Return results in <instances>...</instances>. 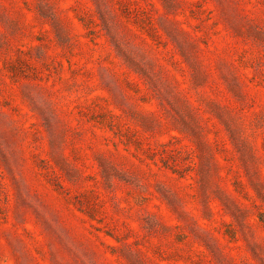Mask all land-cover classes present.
Wrapping results in <instances>:
<instances>
[{
  "label": "rangeland",
  "instance_id": "374dc122",
  "mask_svg": "<svg viewBox=\"0 0 264 264\" xmlns=\"http://www.w3.org/2000/svg\"><path fill=\"white\" fill-rule=\"evenodd\" d=\"M0 264H264V0H0Z\"/></svg>",
  "mask_w": 264,
  "mask_h": 264
}]
</instances>
